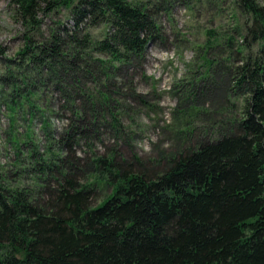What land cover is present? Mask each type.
<instances>
[{"label":"trees","instance_id":"1","mask_svg":"<svg viewBox=\"0 0 264 264\" xmlns=\"http://www.w3.org/2000/svg\"><path fill=\"white\" fill-rule=\"evenodd\" d=\"M237 1L249 16L242 45L259 48L230 68L245 98L229 133L179 151L160 172L97 158L111 186L97 205V184L83 182L77 158L39 157L34 188L0 183V264H264V6ZM10 2L30 31L40 11L70 12L71 24L47 41L28 38L23 53L35 68L61 59L77 68L94 45L123 64L160 36L144 5L129 0ZM99 24L108 31L95 42L89 28Z\"/></svg>","mask_w":264,"mask_h":264},{"label":"rangeland","instance_id":"2","mask_svg":"<svg viewBox=\"0 0 264 264\" xmlns=\"http://www.w3.org/2000/svg\"><path fill=\"white\" fill-rule=\"evenodd\" d=\"M129 1L144 5L160 27L141 55L110 63L94 45L77 68L62 59L35 68L23 53L28 38L47 41L59 23L71 24L69 10L40 11L30 31L10 0H0L1 184L34 188L39 157L54 164L73 155L83 182L97 184V205L111 192L97 158L160 172L169 157L229 133L241 118L245 96L230 68L259 44L242 45L249 16L239 2ZM89 30L96 42L108 27Z\"/></svg>","mask_w":264,"mask_h":264}]
</instances>
